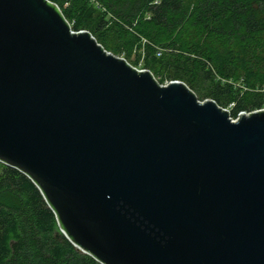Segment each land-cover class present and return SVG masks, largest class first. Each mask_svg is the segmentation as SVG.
I'll return each mask as SVG.
<instances>
[{
  "label": "water",
  "instance_id": "obj_1",
  "mask_svg": "<svg viewBox=\"0 0 264 264\" xmlns=\"http://www.w3.org/2000/svg\"><path fill=\"white\" fill-rule=\"evenodd\" d=\"M0 163L100 264H264V110L159 84L51 1L0 0Z\"/></svg>",
  "mask_w": 264,
  "mask_h": 264
},
{
  "label": "trees",
  "instance_id": "obj_2",
  "mask_svg": "<svg viewBox=\"0 0 264 264\" xmlns=\"http://www.w3.org/2000/svg\"><path fill=\"white\" fill-rule=\"evenodd\" d=\"M50 1L72 31L89 32L126 61L137 55L133 65L159 84L172 70L194 90L198 74L206 98L232 119L264 106V0ZM0 264L100 263L66 238L31 179L3 165Z\"/></svg>",
  "mask_w": 264,
  "mask_h": 264
},
{
  "label": "rangeland",
  "instance_id": "obj_3",
  "mask_svg": "<svg viewBox=\"0 0 264 264\" xmlns=\"http://www.w3.org/2000/svg\"><path fill=\"white\" fill-rule=\"evenodd\" d=\"M112 36V35H111ZM110 46L111 45H113V43H111V44H109ZM110 53H112V52H110ZM113 55H115V56H118V57H121V58H124L123 57V55H116V54H114V53H112ZM158 56H159V54H157ZM136 57H137V55H135V54H133L132 56H131V59H130V62L129 61H127L132 67H134V68H136L137 70H143L142 69V67H140V64L139 65H136V66H134L133 65V62L136 60ZM153 75V74H152ZM168 76H171V77H169L166 81H164V83L163 84H161V85H164V84H167V82H169V81H176V80H174V78H173V76H174V73H173V71L172 70H168V74H167ZM155 78V77H154ZM157 81L158 80H160V79H158V78H155ZM181 82V81H180ZM183 83V82H182ZM199 83H200V76H198V74H196L195 75V78H194V82H193V87H194V90H192L193 91V93L195 94V96L197 97V99L199 100V101H204V100H207V99H209V98H206V93L203 91V88H202V86H200L199 85ZM185 84V83H184ZM186 86H187V84H185ZM237 86H239V85H237ZM188 87V86H187ZM189 88V87H188ZM191 90V89H190ZM207 91V90H206ZM202 97V98H201ZM219 107H221V106H219ZM264 107V106H263ZM223 108V107H222ZM232 108V106H230L229 107V110ZM225 109V108H224ZM227 110V109H226ZM228 111V110H227ZM254 112V111H253ZM241 113H245V114H249V112H240V114ZM4 164H2V163H0V171H1V166H3Z\"/></svg>",
  "mask_w": 264,
  "mask_h": 264
},
{
  "label": "built area",
  "instance_id": "obj_4",
  "mask_svg": "<svg viewBox=\"0 0 264 264\" xmlns=\"http://www.w3.org/2000/svg\"><path fill=\"white\" fill-rule=\"evenodd\" d=\"M47 1H50V0H47ZM261 110H264V107L263 108H261L260 110H256V111H261ZM240 114V113H239ZM238 114V115H239ZM242 114H245V113H242ZM246 115H248V114H246ZM236 118H234L233 120H235Z\"/></svg>",
  "mask_w": 264,
  "mask_h": 264
}]
</instances>
